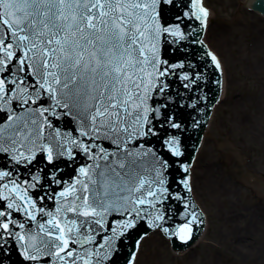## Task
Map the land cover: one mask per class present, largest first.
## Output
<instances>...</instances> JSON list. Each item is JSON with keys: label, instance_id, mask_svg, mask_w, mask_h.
I'll list each match as a JSON object with an SVG mask.
<instances>
[{"label": "snow or ice", "instance_id": "6c2138e0", "mask_svg": "<svg viewBox=\"0 0 264 264\" xmlns=\"http://www.w3.org/2000/svg\"><path fill=\"white\" fill-rule=\"evenodd\" d=\"M162 2L173 0H0V153L17 164L46 153L56 168L51 176L56 185L64 180L59 158L85 160L58 195L35 198L28 193L34 183L22 187L15 169L0 171V202H6L0 203V254H7L14 240L29 264H116L113 257L139 223L169 234L163 227L166 213L157 205L185 197L165 186L161 170L167 160L157 161L149 178L136 158L150 153L133 150L142 149L138 141L159 135L160 128H182L168 112L169 97L153 98L168 87L162 77L185 67L161 64L158 57L162 36L184 39L178 24H161ZM190 2L191 15L206 27L209 12L202 0ZM207 55L219 69L216 55ZM182 79L188 89L199 75ZM61 117L77 122L76 135L54 126L53 119ZM166 144L172 155H183L178 139ZM182 168L189 172L188 165ZM180 183L193 191L190 175ZM46 199L56 201L54 211L45 210ZM8 210L36 221V229H26ZM201 222L195 211H187L185 223L171 235L187 243L193 224ZM139 244L127 264H137Z\"/></svg>", "mask_w": 264, "mask_h": 264}, {"label": "rangeland", "instance_id": "374dc122", "mask_svg": "<svg viewBox=\"0 0 264 264\" xmlns=\"http://www.w3.org/2000/svg\"><path fill=\"white\" fill-rule=\"evenodd\" d=\"M249 1L205 0L213 18L204 40L221 62L225 83L191 170L206 231L182 255L164 236L151 234L141 243L137 264H264L263 232L240 249L229 226L264 217V17L250 10ZM207 165L216 186L204 175Z\"/></svg>", "mask_w": 264, "mask_h": 264}, {"label": "water", "instance_id": "95a60500", "mask_svg": "<svg viewBox=\"0 0 264 264\" xmlns=\"http://www.w3.org/2000/svg\"><path fill=\"white\" fill-rule=\"evenodd\" d=\"M249 4L252 11L264 16V0H250ZM205 6L207 7V5ZM190 9V0H173L172 4H167L166 2L161 4V24L169 27L178 24L184 32V39L181 40L178 37H171L166 34L162 36L158 45V57L161 64L167 61L168 64L183 63L185 67L184 69H175L174 75L170 74L162 77L161 79L167 83L168 87L160 96H153L156 100H163L165 97H169L168 104L170 107L168 112L176 121L181 123L182 128L172 129L166 126L167 132L160 128L159 135L144 137L138 141V143L144 145L142 149L130 146L133 147L134 151L150 153L147 156L136 158L139 170L148 175L149 178L155 174L152 166L156 165L158 167L157 161L167 160V169L161 170L163 177L166 178L167 183L165 186L169 188L171 193H179L185 197L183 201L173 198L157 205L161 211L166 213L163 227L169 228V234H163L170 240L172 249L176 253H185L184 251L191 249L200 240L205 230L206 218L203 211L196 202L197 200H195L193 193H188L186 189H183L180 181L187 175L191 176V167L196 159L214 109L221 97L222 83L223 91L225 85L224 76L222 77L223 69L221 70V67L217 69L214 62L207 55L211 51L203 42L206 27L201 25L200 21L191 15V11H194V9H191V11ZM193 73L198 74L199 79L191 88L185 89L183 85L188 82L184 81L182 76L183 74L192 75ZM163 111L162 109L157 124L159 119L163 118ZM53 124L59 127L62 133L67 130L71 131L73 135H76L75 130L79 128L77 122L71 117H61L59 120L53 119ZM172 137L180 141L182 156H174L168 150L166 140ZM104 143L107 144V142ZM25 154L27 155V153ZM87 162L91 163V161ZM65 163L69 166L66 167ZM83 163H85V160L82 155L76 161L67 160L66 157L59 158L56 164L62 169L59 174L64 176V180L61 185H56L51 182V176L56 172V168L47 163L46 153H38L36 159L31 163L22 161L19 164L11 159L10 154L0 153V171L15 169L13 177L18 178V182H22V187L34 183L35 187L28 189L29 195H32L33 198L36 197L37 193L42 195L44 192L53 193L55 191V194L58 195L59 190L75 178L78 167ZM182 165H188V173L183 171ZM45 173L48 175L46 176ZM33 176L39 179L33 181ZM185 202L194 207L185 209ZM43 204L46 211H54L57 206L56 201L52 199H46ZM8 211L13 212V219L24 222L26 229H36V221H29L22 212ZM187 211H195L198 214V219L202 222L193 224L192 239L185 243L177 236L171 235V233L185 223V213ZM37 219L40 220V217L38 216ZM43 219L47 220L48 218L44 217ZM107 219L110 221L112 217L109 216ZM154 231L156 230L148 228L145 222L139 223L135 229L130 230L128 233L129 238L125 239V244L123 250L119 253V257H113L116 260V264H127V258L136 242L138 240L141 242V236H147ZM145 233L147 234L145 235ZM7 247L9 249L7 254H0L3 264H29L28 261L24 260L17 242L14 240L9 241Z\"/></svg>", "mask_w": 264, "mask_h": 264}, {"label": "bare ground", "instance_id": "6f19581e", "mask_svg": "<svg viewBox=\"0 0 264 264\" xmlns=\"http://www.w3.org/2000/svg\"><path fill=\"white\" fill-rule=\"evenodd\" d=\"M213 18V14L211 15L209 22L212 20ZM205 176L208 179H210L212 185L211 186H216L214 182V178L215 174L213 171V166L212 165H207L205 168ZM215 188V187H214ZM215 189H217L216 191H219V189L216 187ZM238 224H231L229 225L231 227V229H234L233 233L235 234V238L238 241V246L240 247V249H247L250 248V246L253 245V242L256 239V236L258 234V232H263L264 234V217H260L259 219H252V223L251 224H247L245 226H235ZM237 231V232H236ZM155 233H157V235L161 236L162 233L160 232H154L152 235H156ZM163 237V235H162ZM170 245V242H169ZM247 251V250H246ZM178 255H182L183 253H177Z\"/></svg>", "mask_w": 264, "mask_h": 264}]
</instances>
